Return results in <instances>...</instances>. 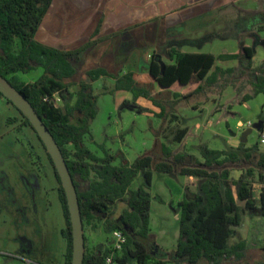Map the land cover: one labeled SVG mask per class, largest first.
<instances>
[{"label":"trees","instance_id":"1","mask_svg":"<svg viewBox=\"0 0 264 264\" xmlns=\"http://www.w3.org/2000/svg\"><path fill=\"white\" fill-rule=\"evenodd\" d=\"M53 1L0 0V74L29 100L57 141L77 190L84 231L87 225L97 228L98 220L105 218L109 232L120 230L127 238L122 251L114 257L115 264H153L152 253L146 243L152 237L150 188L153 172L178 174L200 179L202 183L192 198H185L179 204L180 237L172 255L173 262L199 264L205 260L208 264H223L242 260L246 242L231 245L230 240L236 235L247 211L259 209L264 217V188L259 200L253 193L256 180L264 185V152L259 145L240 143L228 151L211 149L202 144L199 148L203 161L188 153L174 152L159 141L156 145L160 144L163 155L157 162H154L152 155L140 156L133 163L126 162L122 156L121 164L114 165L118 156L105 150L104 157H98L86 144V136L91 134V125L98 114V96L94 94L91 82H71L76 74L73 63L79 60L84 49L62 51L46 46L35 38ZM254 55L251 47H244L242 54H223L219 57L211 53L181 52L172 48L168 51L171 63L162 64L153 58L149 73L164 92H173L175 96L187 100L196 95L223 92L228 87L241 94L243 89L237 85L239 78L236 69H224L215 64L218 59H244L245 62H241L242 70L250 74L249 82L253 88V93L245 94L243 102H239L246 104L255 96L264 95V69L254 66ZM39 68L43 69V74L34 82H25L19 77L21 73ZM107 75L102 69L88 72L91 81ZM114 79L115 91L130 92L134 99L146 98L161 108L160 117L165 116V106L154 97L150 85L138 83L132 73L114 76ZM77 85L79 90L73 103L75 95L72 87ZM57 93L59 100L55 98ZM1 98H4L2 93ZM169 103L171 107L174 104ZM20 114L23 124L38 136L31 122ZM259 118L264 122L263 113ZM185 134V131H181L177 140H181ZM48 157L60 183L59 198L66 222L62 230L67 242L65 264H72L73 234L67 198L49 154ZM228 163H251L255 169H249L247 174L232 180L228 169L221 172L215 170L216 166ZM256 169L259 171L257 176ZM93 172L95 178L90 180ZM140 173L143 174V183L131 190ZM119 201H127L128 206L121 218L113 221L111 208ZM239 202L244 205L241 206ZM84 235V264H105L111 250L107 248L97 253L88 251L87 236ZM155 264L166 263L158 261Z\"/></svg>","mask_w":264,"mask_h":264},{"label":"rangeland","instance_id":"2","mask_svg":"<svg viewBox=\"0 0 264 264\" xmlns=\"http://www.w3.org/2000/svg\"><path fill=\"white\" fill-rule=\"evenodd\" d=\"M262 11L247 22V25L259 30L257 34L242 35L240 28L236 29L238 36L218 38L213 44L206 45L200 51L212 53L215 57L223 55L224 52L238 53L242 51L241 42H246L255 49L256 54L254 64L258 69H264V7ZM241 25L244 22L240 23ZM238 25V24H237ZM248 29V28H247ZM240 36V37H239ZM241 41V42H240ZM195 50V49H191ZM244 59L237 62L222 63L217 61L219 67L235 68L238 75V87L243 89L238 94L233 87H228L226 93L211 92L208 94L223 95L220 97L215 110L213 121L206 128V136L200 133H190L184 142V147L178 146L176 131L174 128L165 127L167 117L171 115L170 99L175 96L173 92L162 91L156 82L148 79L146 69L140 71V84L147 80L144 85L152 87L154 97L165 106L164 117L154 115L153 118L139 115L138 111L149 112L148 108L137 104V99L119 98L114 87L106 83H97L93 86V92L98 96V114L91 125V134L86 136L87 146L98 157H104L105 151L118 156L113 162L119 165L124 156L126 162L133 163L143 155L154 156V162L162 158L160 144L170 145L172 151L188 153L203 161L200 145L206 144L209 148L225 143L221 139H212L210 133L216 132L221 138L230 140L233 138L235 146L226 145V150H232L239 146L244 133L253 129L258 121L259 113L262 110L264 115V95L259 94L243 102V96L253 93L250 84V74L244 73L242 64ZM162 64L169 63L170 60L163 61ZM43 74V69L39 68L27 73L19 74L25 82L37 80ZM80 71L78 72V76ZM109 81V80H107ZM79 86L72 87L76 100V92ZM132 94V93H131ZM208 94L199 95L188 102H179L183 106H201L200 99ZM201 102V103H200ZM212 105L207 109L204 121L206 122L208 113ZM230 112L226 115V112ZM197 113L189 111V117H194ZM187 116L184 113V116ZM226 115V116H225ZM154 118L156 122H161L160 131L153 130ZM242 125H238V122ZM253 125L250 126L248 123ZM164 123V124H163ZM155 127V125H154ZM174 129V130H172ZM210 136V137H209ZM260 133L253 129L248 134V144L250 146L259 145L264 152V145L259 144ZM228 146V147H227ZM178 148V149H175ZM216 150V149H215ZM228 169L231 172V179L236 180L241 175L247 174L249 169H255L251 163H228L224 166H216L215 170L221 172ZM256 169V176L258 174ZM178 175V174H177ZM95 178V172L90 176V180ZM257 179V177H256ZM143 183V174L140 173L131 185L134 190ZM202 180L183 176L174 177L169 174L153 172V180L150 188L152 195L150 211V228L152 237L146 241L152 253V263L164 261L166 264H175L172 259L174 250L177 248L180 237L179 229V200L192 198L200 188ZM60 183L56 177L54 167L48 154L39 140L36 133L23 124L19 110L6 98L0 99V264H65V253L67 242L62 236V230L66 222L62 203L59 198ZM236 191V188L233 187ZM263 190V184L256 182L253 184L254 197L259 200V193ZM241 206L244 204L239 202ZM127 201H119L111 208L113 221H118L124 210L127 208ZM96 234L93 236L95 228L87 225L85 234L87 236V247L90 252H104L112 244V232L108 231V224L105 218L98 220ZM236 235L230 240L234 245L241 241L246 242L244 258L240 261H226L223 264H264V217L259 209L250 210L243 216L241 226L236 230ZM199 264H208L205 260Z\"/></svg>","mask_w":264,"mask_h":264},{"label":"crops","instance_id":"3","mask_svg":"<svg viewBox=\"0 0 264 264\" xmlns=\"http://www.w3.org/2000/svg\"><path fill=\"white\" fill-rule=\"evenodd\" d=\"M262 7L264 0H54L35 38L46 46L62 51L84 49L79 60L73 63L76 74L71 82H91L92 86L106 83L114 87L116 83L114 76L127 73H132L135 80L140 82L141 69H146L148 79L154 80L149 73L150 61L153 58L159 62L160 58L163 61L170 60L168 51L172 48L181 52L204 53L200 49L213 44L218 38L225 37L226 34L227 37L238 36L235 35L236 29L243 30L242 35L257 34L261 29L257 30L252 25L249 27L247 22L256 13L261 12ZM241 22L244 24L241 25ZM91 42L94 43L87 47ZM240 44L242 51L224 52V54H242L244 47H251L246 42ZM253 50L256 54L255 49ZM219 61L237 62V60ZM215 66L219 67L216 64ZM221 68H238V66L236 64ZM98 69L106 71L108 75L91 81L88 72ZM142 83H147V80H143ZM116 93L119 98L126 96L129 100L134 99L130 92ZM225 93L226 90L223 95ZM208 95L199 100L202 102L201 106L180 104L199 95L189 100L181 96H172L170 99V102L174 103L171 109L174 110H171V115L167 117L165 127L174 128L177 132L176 137L180 136L181 131L186 133L181 140H177L178 146L184 147V142L190 133L201 132L206 136L207 133L202 132L201 129L211 124L216 113L222 112L216 111L215 108L223 95ZM136 101L149 110L144 114L138 111L137 114L150 118L160 115L161 108L152 101L143 97ZM210 105L212 109L208 113L207 120L205 124L201 123L200 120L202 118L204 121ZM190 110L197 114L189 117ZM262 112L261 110L259 114ZM184 113L187 116H184ZM229 114V111L226 112V115ZM157 119L154 118L152 124L155 133H158L162 126V121L156 122ZM238 125H242V122L239 121ZM231 135L230 140H225L216 132L210 133L212 139H221L225 143L224 146H215V149L226 150V145L235 146L233 132ZM246 144L250 146L248 137ZM168 146L171 148L170 145ZM183 177L187 179L186 176ZM181 201L182 199L179 203ZM96 231L95 228L93 236Z\"/></svg>","mask_w":264,"mask_h":264},{"label":"water","instance_id":"4","mask_svg":"<svg viewBox=\"0 0 264 264\" xmlns=\"http://www.w3.org/2000/svg\"><path fill=\"white\" fill-rule=\"evenodd\" d=\"M0 93H2L4 98L11 102L31 122L53 161L64 188L68 203L73 234L72 264H84L86 248L81 209L77 190L63 153L54 136L51 134L50 130L47 128L46 124L43 122L42 118L39 116L29 100L1 74ZM263 123V121H258L254 124L253 129H256L259 132L262 129ZM253 129L244 133L241 143H246L248 134Z\"/></svg>","mask_w":264,"mask_h":264},{"label":"built area","instance_id":"5","mask_svg":"<svg viewBox=\"0 0 264 264\" xmlns=\"http://www.w3.org/2000/svg\"><path fill=\"white\" fill-rule=\"evenodd\" d=\"M55 98L59 100L58 93L55 95ZM46 100H48V98H46ZM248 124L250 126L253 125L251 122H249ZM259 133H260L259 144L264 145V123ZM263 188H264V185H263ZM111 236H112V244L109 247V249L111 250V253L110 255L107 256L105 264H115V260H114L115 255L122 251L127 241L125 234L120 230L113 231Z\"/></svg>","mask_w":264,"mask_h":264},{"label":"flooded vegetation","instance_id":"6","mask_svg":"<svg viewBox=\"0 0 264 264\" xmlns=\"http://www.w3.org/2000/svg\"><path fill=\"white\" fill-rule=\"evenodd\" d=\"M43 145V144H42Z\"/></svg>","mask_w":264,"mask_h":264}]
</instances>
